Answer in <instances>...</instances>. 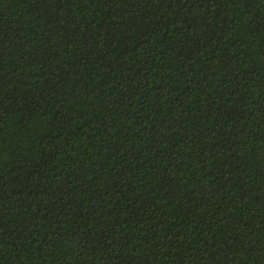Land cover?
<instances>
[{
  "label": "trees",
  "instance_id": "obj_1",
  "mask_svg": "<svg viewBox=\"0 0 264 264\" xmlns=\"http://www.w3.org/2000/svg\"><path fill=\"white\" fill-rule=\"evenodd\" d=\"M0 264H264V0H0Z\"/></svg>",
  "mask_w": 264,
  "mask_h": 264
}]
</instances>
